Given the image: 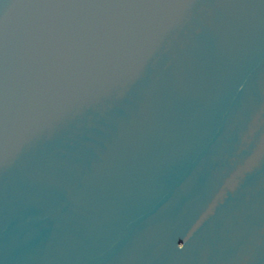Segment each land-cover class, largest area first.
<instances>
[{"label": "water", "instance_id": "water-1", "mask_svg": "<svg viewBox=\"0 0 264 264\" xmlns=\"http://www.w3.org/2000/svg\"><path fill=\"white\" fill-rule=\"evenodd\" d=\"M0 264H264V0H0Z\"/></svg>", "mask_w": 264, "mask_h": 264}]
</instances>
